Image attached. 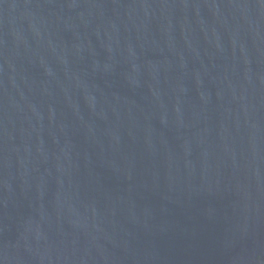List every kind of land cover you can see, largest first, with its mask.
<instances>
[{
    "label": "water",
    "instance_id": "95a60500",
    "mask_svg": "<svg viewBox=\"0 0 264 264\" xmlns=\"http://www.w3.org/2000/svg\"><path fill=\"white\" fill-rule=\"evenodd\" d=\"M0 264H264V0H0Z\"/></svg>",
    "mask_w": 264,
    "mask_h": 264
}]
</instances>
